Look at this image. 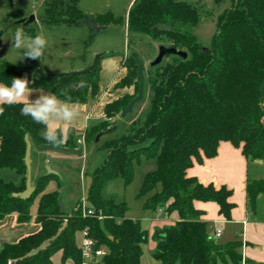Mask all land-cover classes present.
<instances>
[{"label":"trees","instance_id":"obj_1","mask_svg":"<svg viewBox=\"0 0 264 264\" xmlns=\"http://www.w3.org/2000/svg\"><path fill=\"white\" fill-rule=\"evenodd\" d=\"M229 1V7L217 18L206 50L187 30L200 20L198 8L191 2L133 0L127 17L122 19L111 13L86 15L79 9V0L44 1L43 14L37 20L43 26L73 29L86 26L92 40L103 31L96 32L94 27L106 29L113 25L125 29L127 36L168 42L166 47L186 53V58L167 55L164 58L169 61L164 65L162 61L156 66L149 64L143 86V95L148 87L149 99L143 118L126 131L95 144L97 150L106 152V160L92 176L87 199L100 219L83 216L81 206L74 207L71 213H61L56 191L62 184L55 175L39 176L27 200H19L12 194L25 188V135L31 143L78 149L81 138L87 148L94 143L95 135L103 131L98 128L120 114L138 88L136 62L131 53L122 61L126 73L116 88L133 87L135 95L125 94L107 103L102 121L79 135L68 129L62 143L45 140L41 135L44 126L21 115L22 105H0L5 109L0 115V170L14 171L20 177L16 184L0 179V222L9 214L16 215L18 223L30 222V202L38 196L34 220L40 226L36 233L17 243L1 246L0 264L8 260L12 264H52L51 257L56 252L61 254V262L82 264L76 237L84 229L94 248L105 250L104 264H142L141 247L147 241V232L141 229L139 221L124 217V203L102 195L109 180L120 178L124 185L130 183L133 163L140 155L155 160V169L144 175L138 192L142 196L155 190L146 199L144 208L153 211L163 208L168 214L178 215L173 226L155 230L152 236L156 241L152 257L157 264H217L219 260L241 264L237 253L240 241L218 244L207 233V224L201 219L203 212L193 206L196 201L213 202L218 206V214L228 221L234 207L229 202L231 190L202 185L186 176L192 160L214 157L221 141L240 147L249 162H264V0ZM104 55L107 54L99 58L89 73L65 77H49L33 72L27 64L15 66L0 61V83L10 85L12 78L27 76L34 81L30 84L32 89L84 103L97 92L99 63ZM82 81L84 87L79 86ZM62 91L65 95H61ZM116 131L117 127L108 134ZM145 141L148 144L142 146ZM50 177L55 180L56 189L45 191L44 180ZM245 194L250 212L255 213L257 198L264 195V179H248Z\"/></svg>","mask_w":264,"mask_h":264},{"label":"rangeland","instance_id":"obj_2","mask_svg":"<svg viewBox=\"0 0 264 264\" xmlns=\"http://www.w3.org/2000/svg\"><path fill=\"white\" fill-rule=\"evenodd\" d=\"M45 0H0V61L9 63L15 66L30 63L31 67L40 69L45 75L68 73L75 71V67H81V64L90 63L94 55L105 53L104 58L122 57V61L128 57L130 53L139 55L144 63L143 77L146 81L149 64L157 55V47L159 45L167 46L168 42L157 43L148 37L132 35L127 36L125 29L118 28L113 25L107 26L105 30L94 35L92 40L89 39L91 31L86 26L80 28H67L65 26L51 27L41 25L37 20L43 14V5ZM133 0H79V9L86 15H106L111 13L115 18L125 19L130 3ZM196 4L199 13V23L187 30L194 35L197 41L201 44L202 49H208L210 39L215 32L218 16L223 10L230 5L229 0H184ZM34 16L35 21L29 24H15L22 18ZM17 27L23 28L24 32L29 36H35L43 31L48 39V47L40 60L24 59L20 61L23 55V50H17L12 47V38L17 30ZM125 28V27H124ZM127 40L130 45L127 47ZM92 54V55H91ZM169 59H162L164 65ZM124 68V67H123ZM125 69V68H124ZM77 71V70H76ZM126 71V69H125ZM128 96L135 95V89L128 87ZM149 92L146 86V91L142 99L134 105L132 111L121 117L116 115L113 119L104 122L98 129L103 131H112L117 127L116 133L104 134L98 142L113 138L120 134L131 124L143 118L144 112L148 107ZM109 131V132H110ZM77 144L81 146L82 154L64 153L61 151H46L40 152L34 146L31 148L32 167L31 184L36 182V179L44 175L46 170L44 165L50 166L55 170L58 178H60L64 191L62 194V204L64 212L71 211L79 207L83 201L86 205L89 204L87 199L88 189L92 181V176L106 160V152L97 150L95 144H91L85 148L81 141ZM148 141H145L142 146H146ZM155 169V160L148 159L140 155L133 163V176L127 185H124L120 178L109 180L103 188L102 195L106 199H111L116 203H124L126 211L125 218L132 219L143 223L144 220H153L164 218L165 209L157 208L149 210L144 208V203L155 190L146 195L138 196L143 177L146 173ZM252 175L256 172L254 167H250ZM260 172H263L260 171ZM45 191L55 190L56 182L50 177L45 179ZM47 183V184H46ZM61 191L57 189L59 195ZM38 196L30 202V214L35 217ZM169 203V202H168ZM167 203V204H168ZM256 215L264 214V195H260L256 202ZM223 226H221L222 228ZM207 230L211 233L210 224H207ZM234 236L228 239V235L224 234L221 239H218V244L225 245L234 241ZM152 237H147L146 245H150ZM80 237H76L77 246L80 244ZM217 264H230L218 261Z\"/></svg>","mask_w":264,"mask_h":264},{"label":"crops","instance_id":"obj_3","mask_svg":"<svg viewBox=\"0 0 264 264\" xmlns=\"http://www.w3.org/2000/svg\"><path fill=\"white\" fill-rule=\"evenodd\" d=\"M99 64L97 92L94 95H89L86 102L75 103L79 106L80 115L71 125L66 126L63 140L68 129H72L76 135H79L102 121L104 119L103 110L105 105L128 93L127 88H116V84L126 73L122 67V57L102 58ZM88 65H90L89 62L81 64V67H75V71L82 70ZM26 67H29L33 72L41 73L40 69L31 67L30 63ZM32 90L33 93L30 99L33 100L41 92L50 93L45 90ZM78 141L83 143L81 138ZM250 167L255 168L256 172L253 175L250 172ZM262 170L263 172H260ZM186 176L195 178L202 185L212 184L216 188L224 186L231 190L232 195L229 198V202L234 204V207L230 212V220L228 221L218 214V206L213 202L196 201L193 206L203 212L201 219L206 224H210L211 233L207 230L210 236L213 235V229L219 227L222 233L218 239L227 234L228 239L234 236V241H240L237 253L241 256V262L244 261V264H264V214L260 216L250 212L245 194V185L248 179H264V162H249L242 155L240 147L237 148L230 142L221 141L218 143L214 157L204 158L201 156V161L193 159L191 167L186 170ZM0 179L15 184L20 181V177L11 170H0ZM34 219L32 217L30 222L22 224L17 222L16 215H6L0 222V247L6 244H15L20 239L36 233L40 226ZM177 221L178 215L176 212L169 214L166 212L164 218L148 219L144 220L143 223H139L141 229L147 232V237H152L155 230L173 226ZM221 226L223 227L221 228ZM155 248L156 241L153 237L150 245H142L140 257L142 264H157L152 257ZM51 261L52 264H73L71 260L61 262V254L59 252L52 255Z\"/></svg>","mask_w":264,"mask_h":264},{"label":"clouds","instance_id":"obj_4","mask_svg":"<svg viewBox=\"0 0 264 264\" xmlns=\"http://www.w3.org/2000/svg\"><path fill=\"white\" fill-rule=\"evenodd\" d=\"M12 47L23 50L20 61L24 59L40 60L47 47L48 39L43 31L35 36L27 35L23 28L17 27L12 38ZM27 76L14 77L11 84L0 83V105H22L21 115L44 126L41 135L50 143H62L66 126L71 125L80 115L79 106L71 102V97L60 99L56 94L41 92L36 99H30L33 90ZM84 87L82 81L79 85ZM61 95H65L62 91ZM4 108L0 107V115H3Z\"/></svg>","mask_w":264,"mask_h":264},{"label":"water","instance_id":"obj_5","mask_svg":"<svg viewBox=\"0 0 264 264\" xmlns=\"http://www.w3.org/2000/svg\"><path fill=\"white\" fill-rule=\"evenodd\" d=\"M35 21L34 16H29L28 18H22L19 19L15 22V24H29ZM96 32L102 31L105 29V27H94ZM104 53H99L94 55L93 60L90 65L85 67L82 70L78 71H72L68 73H58V74H50L48 75L49 77H65V76H77V75H85L89 73L94 67L97 65L99 58L103 55ZM167 55H175L180 58H186V53L182 51H178L174 48L171 47H165L163 45H159L157 47V55L154 58L152 62H150L151 66H156L158 65L162 59L167 56ZM131 57L135 60L136 62V77L138 80V88H137V93L136 95L129 100V102L126 104V106L121 110L120 116L124 117L125 115L129 114L132 111V108L134 107L135 104H137L143 96V86H144V77H143V68H144V63L141 60V58L136 54V53H131ZM109 129L106 131H100L95 135L94 138V144L98 142L100 137L104 134L109 133ZM24 143H25V153H24V165H25V188L23 191L19 193H13L12 197L18 198L19 200H27L34 192V187L31 184L32 180V174H31V164H32V159H31V148L34 146L38 151L40 152H46V151H61L64 153H70V154H75L77 156H80L82 154V150L78 148H61L56 145H41L38 143H31L28 139V136H24ZM44 169L46 170L45 175H55L58 176L56 171L51 169L50 166L44 165ZM64 187L61 188V191L57 197V206L60 210L61 213H64L63 209V204H62V194L64 191Z\"/></svg>","mask_w":264,"mask_h":264},{"label":"built area","instance_id":"obj_6","mask_svg":"<svg viewBox=\"0 0 264 264\" xmlns=\"http://www.w3.org/2000/svg\"><path fill=\"white\" fill-rule=\"evenodd\" d=\"M82 215L87 217H97L101 218L100 214L95 213V210L91 205H86L83 201L81 202ZM222 230L219 227L213 229L212 237L218 239L221 236ZM78 236L80 237V244L78 248L80 249L81 257L83 259L82 264H104L103 257L105 256V250L102 248H94V242L88 237L86 229L82 230ZM6 264H12L10 260ZM244 264V261L241 262Z\"/></svg>","mask_w":264,"mask_h":264}]
</instances>
